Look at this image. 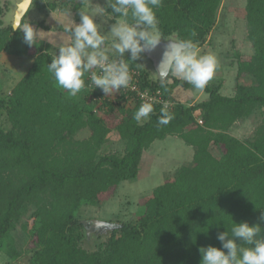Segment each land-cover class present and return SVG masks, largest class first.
Returning <instances> with one entry per match:
<instances>
[{"label":"trees","instance_id":"1","mask_svg":"<svg viewBox=\"0 0 264 264\" xmlns=\"http://www.w3.org/2000/svg\"><path fill=\"white\" fill-rule=\"evenodd\" d=\"M221 2L163 0L156 10L158 28L164 37L176 33L199 47L216 23ZM7 4L0 0V56L26 58L30 64L9 92L0 88V119L6 123H0V252L8 257L6 264L23 255L26 264H201L199 249L220 247L217 234L230 231L232 220L259 222L264 213V0H245L253 52L235 54L230 95L221 94L218 85L206 86V99L187 104L177 100V92L184 96L191 84L171 75L159 83L125 56L140 72L142 88H160L178 101L167 108L174 117L167 125L158 123L161 104H153L150 119L138 124L133 119L141 105L137 99L104 96L90 86L69 96L48 71L51 51L24 42L26 28L51 31L49 16L55 12L73 14L79 22L85 0H32L16 29L3 25ZM85 81L90 84L87 75ZM93 94L102 98L92 100ZM255 113L261 119L250 137L228 131ZM82 130L87 136L77 137ZM111 132L123 141L121 152L103 149ZM168 136L191 146L192 159L141 198L136 215L98 235L92 246L86 244L82 207L102 206L123 181L137 179L143 153ZM27 213L33 222L22 224L29 238L22 249L13 231Z\"/></svg>","mask_w":264,"mask_h":264},{"label":"clouds","instance_id":"2","mask_svg":"<svg viewBox=\"0 0 264 264\" xmlns=\"http://www.w3.org/2000/svg\"><path fill=\"white\" fill-rule=\"evenodd\" d=\"M163 0H105V5H93L92 0L80 11L79 23L69 29L70 43L58 47L57 54L48 64V71L58 87L71 97L77 96L86 86L99 88L104 96L128 88L133 79L130 61H138L146 52L168 41L159 65L158 74L163 79L169 75L191 84L196 90L205 89L219 66L216 55L201 54L198 44L191 39H167L160 32L156 10ZM110 9V11H108ZM112 19L105 32L96 18ZM24 42L37 44L38 31L26 28ZM108 34L112 39L108 46ZM130 58L125 59V54ZM86 75L90 84L86 85ZM154 113V105L144 102L134 113L133 119L143 123ZM173 114L167 105L161 108L160 125H167ZM264 213L259 222L236 223L232 220L230 231L219 232L220 247L207 246L199 249L201 264H264V236L261 235Z\"/></svg>","mask_w":264,"mask_h":264},{"label":"rangeland","instance_id":"3","mask_svg":"<svg viewBox=\"0 0 264 264\" xmlns=\"http://www.w3.org/2000/svg\"><path fill=\"white\" fill-rule=\"evenodd\" d=\"M2 1L7 2V0ZM88 2L89 0H85L84 6L77 12L78 18H80V11L86 10L85 6ZM92 3L93 5L99 4L101 6H104L105 0H92ZM31 11L32 8H30L27 15L31 14ZM72 15L73 14L62 12H55L53 14H50L48 23H50L51 31L36 29V31H38V38L37 44L35 45H42L43 47L45 46V50L51 51V53L53 54L52 58H54L56 49H58V47L61 45L70 43L71 41L70 33L63 29H71L72 27H74L75 19L72 18ZM38 18H40L39 15H37V19ZM57 21H59L60 24L57 23ZM96 22L100 23L102 26L104 25L103 30L105 32H107L111 27L110 26L109 28H107L108 25H112L109 19L100 16L96 18ZM58 25L61 26L58 28ZM61 27L63 29H61ZM111 39V35L108 34L109 47ZM199 49L201 54L211 53L216 55L219 62V66L214 74L213 79L209 81L206 86L213 88L218 85L220 87L219 92L221 94H232L234 78L237 70V58L235 54L239 53L244 57H248L253 52L251 43L247 38L245 0H222L218 9L216 23L211 28L209 34L206 36L203 44L199 46ZM127 55L128 54L126 53L125 56ZM29 64V59L22 58V60H16L10 55L2 54L0 56V88H4V92H9L11 87L27 71ZM135 64H137L136 66L138 68H144V63L141 59L136 61ZM6 68H8L9 72ZM90 89L94 90L92 86H90ZM184 91H187L186 94L188 95V97H190L191 94H194L192 101H184L187 104L195 103L208 97V93L205 92L204 89L196 90L194 88H190L184 89ZM115 96L116 94L114 95V97ZM118 96H120V100L122 96ZM101 98L102 96L99 97L95 94L90 97V99L92 100ZM115 100L113 99L114 102H116ZM198 119H200V117ZM260 119V115L258 113H255L248 120L246 119L244 121L236 122L229 128L228 131L232 135L238 136L240 138H248L252 135L257 124H259ZM3 122V119H0V123L6 125V123ZM87 134L88 132L86 130H82L77 134V137L83 138L86 137ZM165 139L167 143H169L172 138L168 136ZM176 141L178 142L177 145H169L170 147H167L168 144H165V140H163L162 142L165 146H159V144H157L156 148L151 151L154 152V156H157V163H155L153 169L161 166L162 163L166 165L162 170L160 169L159 173L153 171V175H150V173V176L141 174L140 177H138L134 181H123L118 186L117 192L106 202H104L102 206H83L79 211L80 217L86 222L90 219H102L111 222H121L131 219L134 215H136V213H138V201L141 198L148 196L152 192V189L162 183L165 178L174 175V173L176 172V166L182 164L184 161L188 162L192 159L190 158V152L193 150L189 146H187L183 140L177 138ZM166 148L170 149L168 150V153L171 154L162 153L166 151ZM103 149L106 151L121 152L123 150V141L119 138L118 134H116L115 132H111L108 135L107 141L103 145ZM211 151L216 156L219 155V151L217 148L212 147ZM162 154H164L165 157L161 156ZM148 158L149 157L145 156L144 154L143 164L147 163ZM172 165L174 166V169L169 168V166ZM26 222L27 224L29 223V225L33 222L32 218H29L28 213L21 218V220L17 223L15 230L13 231V236L16 239L17 246L22 249H25L29 241L28 231H24L22 228V224H25ZM90 235L91 236L89 237V240L86 244L92 246L94 244L96 236H94L93 234ZM22 257L15 261L16 264H26V260H23ZM8 261V257L3 252H0V264H6L8 263Z\"/></svg>","mask_w":264,"mask_h":264},{"label":"water","instance_id":"4","mask_svg":"<svg viewBox=\"0 0 264 264\" xmlns=\"http://www.w3.org/2000/svg\"><path fill=\"white\" fill-rule=\"evenodd\" d=\"M7 2V9H5L4 15L1 17L3 25H11L14 29H16L20 25L21 20L26 14L32 0H7ZM165 38L179 40L176 33H173ZM167 43L168 41L162 39L160 45H158L155 50L144 53L141 58L144 63V69L148 72V76L159 83L166 78L162 79L158 74V70L163 53L166 50ZM89 222L93 223V227L100 226L106 229H113L120 225L118 222H111L102 219H90ZM23 260H26V258L23 257Z\"/></svg>","mask_w":264,"mask_h":264},{"label":"built area","instance_id":"5","mask_svg":"<svg viewBox=\"0 0 264 264\" xmlns=\"http://www.w3.org/2000/svg\"><path fill=\"white\" fill-rule=\"evenodd\" d=\"M132 73V81L128 88H122L120 92L116 93L115 98L118 95L124 94L126 99L134 98L137 99L141 104L144 102H151L152 104H161L162 106L167 105V108L173 107L177 101L166 98L160 88L150 89L148 87L142 88L140 86L141 78L140 72L137 69L130 68ZM99 89V88H97ZM100 90V89H99ZM200 121V120H199ZM201 122V121H200Z\"/></svg>","mask_w":264,"mask_h":264},{"label":"crops","instance_id":"6","mask_svg":"<svg viewBox=\"0 0 264 264\" xmlns=\"http://www.w3.org/2000/svg\"><path fill=\"white\" fill-rule=\"evenodd\" d=\"M57 23H59V21H57ZM60 24V23H59ZM177 94H180V92H177ZM193 96H194V94H191V96L190 97H188V95L187 94H185L184 96H181V95H179V97H178V99L177 100H181V101H192L193 100ZM207 98V97H206ZM189 104V103H188ZM170 138H172L171 140H170V142L169 143H167V141H166V139L164 138V139H161V140H156V141H154L152 144H151V146L143 153V155H142V165H141V168H140V175L142 174V175H149V173H150V175H153V171H155L156 173H159V171H160V169L162 170L166 165H164L163 163L161 164V166H158V167H156L155 169H153L154 168V166H155V163H157V156H154V152H151V151H153L154 150V148H156V145L157 144H159V146H165L164 144H163V140H165V144H168L167 145V147H170L169 145H177V137H171L170 136ZM155 146V147H154ZM191 149H192V147L191 146H189ZM189 148V149H190ZM168 150H170V149H168V148H166V151H164V152H162V153H168ZM193 150V149H192ZM191 153V155H190V158H192V155H193V151H191L190 152ZM144 154H145V156H148L149 158L147 159V163H144L143 164V157H144ZM168 154H171V153H168ZM177 154V153H176ZM161 156H163V157H165L164 156V154H162ZM178 160H179V158H178ZM177 160V161H178ZM185 162V161H184ZM174 163V162H173ZM180 165V164H179ZM173 167V168H172ZM177 167V166H176ZM169 168H171V169H174V166L172 165V166H169ZM140 175L138 176V177H140ZM149 175V176H150Z\"/></svg>","mask_w":264,"mask_h":264},{"label":"flooded vegetation","instance_id":"7","mask_svg":"<svg viewBox=\"0 0 264 264\" xmlns=\"http://www.w3.org/2000/svg\"><path fill=\"white\" fill-rule=\"evenodd\" d=\"M87 222L85 223L86 224L85 226H88V228L86 229V234H87L86 235V243L88 242L89 237L91 236L90 234H93L94 236H96L95 238L97 239L98 235H100V234L104 235L108 231L112 230V229H106V228L100 227V226L93 227V223H91L89 221H87Z\"/></svg>","mask_w":264,"mask_h":264}]
</instances>
